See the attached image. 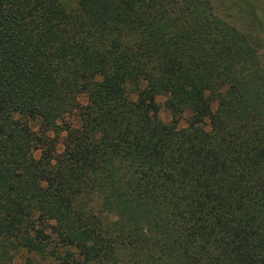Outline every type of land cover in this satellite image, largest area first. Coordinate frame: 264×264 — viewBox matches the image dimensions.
<instances>
[{
  "label": "trees",
  "instance_id": "obj_1",
  "mask_svg": "<svg viewBox=\"0 0 264 264\" xmlns=\"http://www.w3.org/2000/svg\"><path fill=\"white\" fill-rule=\"evenodd\" d=\"M0 264H264L254 34L212 0H0Z\"/></svg>",
  "mask_w": 264,
  "mask_h": 264
},
{
  "label": "rangeland",
  "instance_id": "obj_2",
  "mask_svg": "<svg viewBox=\"0 0 264 264\" xmlns=\"http://www.w3.org/2000/svg\"><path fill=\"white\" fill-rule=\"evenodd\" d=\"M217 14L233 23L244 32L249 31L259 42V55L264 70V6L262 0H212ZM164 96H159L157 102L160 105L159 117L168 123L171 120L170 113L164 107ZM31 127L35 129L31 123ZM95 207V203L92 204Z\"/></svg>",
  "mask_w": 264,
  "mask_h": 264
}]
</instances>
